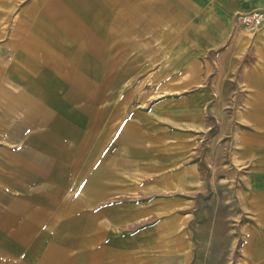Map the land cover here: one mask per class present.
I'll use <instances>...</instances> for the list:
<instances>
[{
	"label": "rangeland",
	"instance_id": "1",
	"mask_svg": "<svg viewBox=\"0 0 264 264\" xmlns=\"http://www.w3.org/2000/svg\"><path fill=\"white\" fill-rule=\"evenodd\" d=\"M190 2L0 0V264H34L36 229L82 217L138 232L146 264H242L254 219L230 186L257 183L264 151V26L238 16L264 0H235L251 9L219 44L206 3L178 56Z\"/></svg>",
	"mask_w": 264,
	"mask_h": 264
},
{
	"label": "crops",
	"instance_id": "2",
	"mask_svg": "<svg viewBox=\"0 0 264 264\" xmlns=\"http://www.w3.org/2000/svg\"><path fill=\"white\" fill-rule=\"evenodd\" d=\"M204 1L203 5L207 3V7L214 9L213 14L218 16L214 19L217 28H214L213 35L209 36L212 41L218 44L228 32L225 17L239 10L251 9L250 7L244 8V6L238 5L235 0L231 3H228L227 0ZM203 5L190 2L185 4L184 7H180L181 9H176L177 13L170 15V22L177 25L181 22L189 27H194L192 35L188 38L185 36V30L176 33L175 38L179 41L177 47L182 49L178 51V56L194 55L193 51L197 50L196 47H198L196 42H193L196 38L195 34L208 32L200 29V19L197 18L202 13L200 9ZM180 11H183L186 17L180 15ZM187 70L183 69L182 72ZM7 96L10 97L9 90ZM230 188H233L234 194L236 193L238 208L241 210V213L238 211L239 216H237L238 214L235 216L243 217L244 221L242 222L244 224L248 223L246 217L254 219V226L244 225L241 231L244 233L242 239L246 242L249 241L241 249L242 264H264V151H261L259 155L257 183H252L250 186L240 185L239 187L231 185ZM8 190H10L9 187ZM81 223L83 224V230L77 233L52 230L39 231L36 229L33 249L34 264H146L144 260L139 258L140 255H147L145 252L147 248L144 246L143 239H140L138 232H123V228L112 226L113 223L121 222L108 221L107 218L98 221L99 226L94 225V231L91 228L92 217H82ZM163 228H165L164 225L160 227V233L164 235L168 229L163 230ZM74 238L80 241L76 243L64 242ZM40 240L43 242L39 246ZM59 240L63 243H60ZM183 248L187 249V245L182 246ZM152 254H155V252H152ZM158 254L164 257V255H169L170 251L161 248ZM186 254L184 251L185 259ZM162 264H164L163 259Z\"/></svg>",
	"mask_w": 264,
	"mask_h": 264
},
{
	"label": "built area",
	"instance_id": "3",
	"mask_svg": "<svg viewBox=\"0 0 264 264\" xmlns=\"http://www.w3.org/2000/svg\"><path fill=\"white\" fill-rule=\"evenodd\" d=\"M238 21L240 25L254 32L264 26V9L240 14Z\"/></svg>",
	"mask_w": 264,
	"mask_h": 264
}]
</instances>
